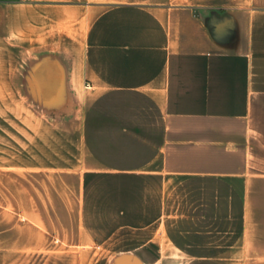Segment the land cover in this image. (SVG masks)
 Returning a JSON list of instances; mask_svg holds the SVG:
<instances>
[{
  "label": "crops",
  "instance_id": "obj_1",
  "mask_svg": "<svg viewBox=\"0 0 264 264\" xmlns=\"http://www.w3.org/2000/svg\"><path fill=\"white\" fill-rule=\"evenodd\" d=\"M11 255L264 264V0H0Z\"/></svg>",
  "mask_w": 264,
  "mask_h": 264
},
{
  "label": "rangeland",
  "instance_id": "obj_2",
  "mask_svg": "<svg viewBox=\"0 0 264 264\" xmlns=\"http://www.w3.org/2000/svg\"><path fill=\"white\" fill-rule=\"evenodd\" d=\"M7 103H14L13 98H7ZM60 260L53 257H47L46 255L39 256H23V257H14L8 256L6 258V264H58Z\"/></svg>",
  "mask_w": 264,
  "mask_h": 264
}]
</instances>
